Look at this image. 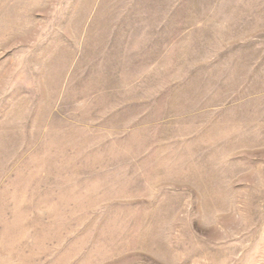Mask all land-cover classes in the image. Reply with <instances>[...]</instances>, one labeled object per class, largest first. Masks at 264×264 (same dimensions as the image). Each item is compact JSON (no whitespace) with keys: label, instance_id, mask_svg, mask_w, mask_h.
<instances>
[{"label":"rangeland","instance_id":"rangeland-1","mask_svg":"<svg viewBox=\"0 0 264 264\" xmlns=\"http://www.w3.org/2000/svg\"><path fill=\"white\" fill-rule=\"evenodd\" d=\"M0 264H264V0H0Z\"/></svg>","mask_w":264,"mask_h":264}]
</instances>
